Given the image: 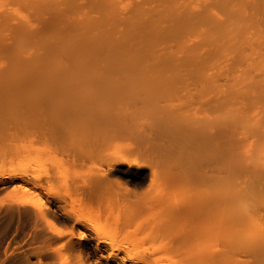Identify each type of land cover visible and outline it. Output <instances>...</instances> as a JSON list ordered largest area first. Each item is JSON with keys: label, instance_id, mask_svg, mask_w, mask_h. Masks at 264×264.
<instances>
[{"label": "bare ground", "instance_id": "6f19581e", "mask_svg": "<svg viewBox=\"0 0 264 264\" xmlns=\"http://www.w3.org/2000/svg\"><path fill=\"white\" fill-rule=\"evenodd\" d=\"M50 1L16 0L40 25L7 27L32 60L0 44L17 53L0 56V264H264V75L234 91L211 73L230 48L242 56L264 0H163L131 40L84 29L115 67L75 54L67 32L47 41L61 21Z\"/></svg>", "mask_w": 264, "mask_h": 264}, {"label": "rangeland", "instance_id": "374dc122", "mask_svg": "<svg viewBox=\"0 0 264 264\" xmlns=\"http://www.w3.org/2000/svg\"><path fill=\"white\" fill-rule=\"evenodd\" d=\"M16 1V0H15ZM15 1L14 0H0V12H1V14H0V35L1 34H3L2 35V38L0 37V44H2V45H4V47L5 48H8V49H10V51H12V50H14L15 49V47H16V49L14 50V51H19L18 50V46H17V44L16 43H18V42H16V41H19L18 40V38L17 37H14V36H10V34L8 33V31H7V27L8 26H12V27H8V28H14V27H17V26H19L18 24H22V23H25V22H29V23H31V27H30V29L28 30L29 32H31L32 33V31H31V29H32V25L34 26V25H40L39 23V21H38V23L37 22H35L34 20H36V18H37V20H38V13H37V11H38V9L36 10L35 9V7H37V6H35L34 4L33 5H29V8L27 7V6H25L26 7V9H22L24 6L23 5H21V4H19L18 2L17 3H15ZM34 1V0H33ZM37 1V0H36ZM44 1H47V0H44ZM198 1H200V0H179L178 1V7H188L192 12H194L193 11V7L195 6V4L198 2ZM207 2H205V3H203L201 6L202 7H200V9H199V11L198 12H202L203 10H205V9H207V10H210V9H212L213 7H216V3H217V0H206ZM51 3H49L48 5L49 6H52V5H56V7L59 9V11L58 12H60V13H58L57 11L56 12H54L53 11V13H56V15H58L57 17L60 19V17H61V21H60V24L59 25H61V28L59 27V25H57L55 28H56V31L54 32L53 31V29L51 30V32L52 33H50V34H48L47 33V35H45L46 36V38H47V41L48 42H50V40L53 42V44H55V45H59L60 43H57V42H59L56 38H59V40L61 39V37L60 36H58V34H60V32H61V34L63 35V34H66L65 32H67V34H69V36H71L69 39L70 40H72V44H71V47H73L72 49H73V52L75 53V54H77V51L78 50H85L86 51V49L89 51V55L92 57V59L94 60V61H96V62H94V63H98V65H102V66H107V67H115L116 65H118L117 64V62L115 61V59H106V57H107V55L105 54V53H103L104 52V50H106L107 51V49L106 48H104V47H102L101 49L99 48V47H97V45H98V43L97 44H95V45H93V44H91V45H89L88 47L87 46H85L84 47V39L85 38H82V39H80V38H78V36L82 33V31H84V29H85V31H86V33H88L89 32V34H90V32H91V35H89V36H91L92 38H96V37H99V35L98 34H100V36L102 35V32H103V34L105 33V37H109V35L111 34H113L114 33V28H113V25L115 24V25H118V28H117V26H116V30H119V31H121V32H119L118 34H117V36H114V38L115 37H119L120 39H125V40H131L132 38V36H130V38L128 37L129 35V30L128 29H130L131 28V26H132V21H134V20H140V16H143V17H145V18H143L142 20H149L148 18H150V21L151 20H156V21H158V19L160 18L159 17V15H161L162 16V13L164 12V10H163V8H161L160 6H163V0H114V5H113V7L112 8H110V10L108 11V12H106V11H104L102 8H101V6L100 5H93V3H92V0H51L50 1ZM68 2H72L74 5H75V7H76V10H74V11H71V10H68L67 8H66V5H67V3ZM141 3H142V5H141ZM45 4H47V3H45ZM16 5V6H15ZM22 8H21V7ZM30 6H33V9H32V7H30ZM59 6V7H58ZM78 6V7H77ZM91 6V7H90ZM95 8H94V7ZM24 7V8H25ZM63 7V8H62ZM93 7V8H92ZM156 7H158V8H156ZM29 10H28V9ZM203 8V9H202ZM144 9V10H143ZM156 9V10H155ZM161 10H163V11H161ZM36 11V13H34ZM157 11H159L158 12V14L159 15H157V16H155L156 15V13H157ZM161 11V12H160ZM70 12V13H69ZM77 12V13H76ZM138 12H140V15H138L137 13ZM197 12V13H198ZM13 13V14H12ZM64 13V14H63ZM161 13V14H160ZM2 14H4V15H2ZM7 14H9V15H7ZM12 14V15H11ZM33 14H34V17H33ZM36 14V15H35ZM3 16V19H2V16ZM30 15V16H29ZM148 16V18H147V16ZM155 17H154V16ZM7 17V19L9 20V18L11 17V21H9V22H11L9 25H6L5 24V26H4V23L5 22H8V20L5 18V17ZM10 16V17H9ZM36 16V17H35ZM9 17V18H8ZM12 17H14V18H12ZM136 17V18H135ZM152 17V18H151ZM4 18L7 20H4ZM156 18V19H155ZM34 19V20H33ZM112 19H115L116 20V22L117 23H113L112 22ZM255 19V18H254ZM3 20H4V22H3ZM147 20H146V22H147ZM63 21V22H62ZM143 21V22H144ZM150 21H148L147 23H143V25H145V26H149V25H151V23H150ZM154 21H152V22H154ZM1 22H3V24L1 23ZM61 22L63 23V24H61ZM87 23H91V24H87ZM264 22H262V24H263ZM8 24V23H7ZM15 25L14 27H13V25ZM156 24V22H154L152 25H155ZM261 24V23H260ZM259 25V30L256 32V33H254V34H250L249 35V37H247L248 38V40H247V42H246V44L245 45H243V46H240L241 48H242V51H243V49H244V51H243V54H242V56L240 57V58H237L238 56H236V58H237V60L235 59V55H237V54H235V53H237L238 51H237V49H236V52H235V49L234 48H237L235 45V47L234 48H230V53H232V51H233V53L231 54V57L232 58H229L230 56H228V54H230L228 51L226 52V53H224V55H226V56H224V55H220V57L218 58V59H215V63H213V64H215V65H213L214 66V69H213V71L211 70V73H216V74H214L215 75V79H217V78H219V77H222L223 79H225L228 75H229V79H226V81L225 82H229L228 84H230V83H232V84H230V85H227L228 87H230L231 88V86L232 85H234L235 84V87H236V85H237V87L236 88H234V86H232V90L234 89V91H236V90H238L237 88L238 87H242L243 86V84H245V88L246 89H244V87L241 89V90H247V88H249L248 87V85H250V87L251 86H258V85H260V84H262L261 86H263V80H262V78H263V76L262 75H264V24L263 25ZM23 25V24H22ZM73 25V26H72ZM93 26V28H90V27H92ZM95 25L97 26V28H95ZM110 25V26H109ZM2 26H4L5 27V31H4V29H3V27ZM71 26V27H70ZM58 27V28H57ZM88 29H87V28ZM3 30H2V29ZM64 28L66 29V31L64 30ZM75 28V29H74ZM76 28H78V30L76 29ZM90 28V29H89ZM113 28V29H112ZM57 29L59 30L58 31V33H57ZM73 29V30H72ZM112 31H111V30ZM1 30H2V33H1ZM55 30V29H54ZM64 30V31H63ZM94 30H96V31H94ZM127 30V31H126ZM7 31V32H6ZM71 31H73V33H71ZM94 31V32H93ZM99 31V32H98ZM107 31H111V32H106ZM126 31V32H125ZM4 32L6 33V35L4 34ZM64 32V33H63ZM125 32V33H124ZM127 32H129L128 34H127ZM31 33L29 34L28 32L26 33L27 34V36L29 35H31ZM83 33H85V32H83ZM108 33H110V34H108ZM124 33V35H122V38L120 37L121 36V34H123ZM52 34H54L53 36H52ZM60 34V35H61ZM73 34V35H72ZM108 34V35H107ZM8 35V36H7ZM61 35V36H62ZM93 35V36H92ZM107 35V36H106ZM55 36V37H54ZM65 36V35H64ZM73 36V37H72ZM95 36V37H94ZM6 37V39L8 40V41H5L3 38H5ZM53 37H54V39H53ZM63 37V36H62ZM90 37V38H91ZM13 38V39H12ZM87 38V37H86ZM89 38V37H88ZM129 38V39H128ZM3 39V40H2ZM12 41H11V40ZM68 39V40H69ZM78 39H80V40H78ZM54 40V41H53ZM70 40L69 41H67V42H70ZM134 40V39H133ZM3 41H5V42H3ZM13 41H14V43L16 44H13L14 45V47L12 46V43H13ZM55 42V43H54ZM78 43V44H77ZM8 44H9V46H8ZM157 46V44L155 45V47ZM163 46H165L164 44H162V43H160L159 44V48H155V50L156 49H158V50H160V47L162 48ZM2 47V49H3V46H0V48ZM13 49H12V48ZM82 48V49H81ZM2 49H0V52L2 51ZM25 49V50H24ZM31 49V50H30ZM24 50V51H23ZM23 50L21 49L20 51H19V53L17 54V53H14V54H17V57H15L14 56V54H12L14 51H12V55L14 56L13 58L11 57L12 55H10V59L12 58V60L14 59V58H17V59H21L20 57L22 56V59H26V60H32L33 59V57H34V55H36V49H35V47H33V45H29V46H27V48H23ZM116 50V49H115ZM114 50V52L115 53H117V51H115ZM226 50V49H225ZM228 50V49H227ZM16 51V52H17ZM21 52V53H20ZM224 52V51H223ZM246 52V53H245ZM2 54L0 55V56H3L4 55V53H3V51L1 52ZM91 53V54H90ZM103 53V54H102ZM21 56H20V55ZM245 54V55H244ZM102 55H106V56H102ZM244 55V56H243ZM73 56V55H72ZM101 56V57H100ZM228 56V57H227ZM4 57H5V55H4ZM105 58V60H104V58ZM3 57H0V66L2 65V63L3 62H5V61H7V60H10L9 58H8V56H6L5 58L7 59H5V58H3ZM73 58H75V57H73ZM228 58V59H227ZM2 59V60H1ZM5 59V60H4ZM232 59V60H231ZM239 59H241V60H239ZM73 60V59H72ZM231 60V61H230ZM234 60H236L235 62H237L238 60V63L236 64V65H233V63H234ZM225 61H226V63H225ZM229 61V62H228ZM113 62V63H112ZM220 64H223V65H220ZM239 65H241V66H239ZM215 66H216V68H215ZM219 66V67H218ZM233 66V67H232ZM246 67V68H245ZM238 68H240L241 70H244V72H242L243 73V76L242 77H240V78H238L239 77V75L238 76H236L237 74H239V72L237 71L238 70ZM227 69H229V70H227ZM230 69H232V71L230 70ZM235 69V70H234ZM247 70V71H246ZM215 71V72H214ZM218 71V72H217ZM220 71V72H219ZM228 71H230V72H228ZM236 71V72H235ZM226 73V72H228V73H226L227 75H225L224 73ZM234 73V75H233V77H231V75ZM245 72H246V74H245ZM222 73H223V75H222ZM249 74V75H248ZM251 74V75H250ZM221 75V76H220ZM248 76H249V78H248ZM251 76V77H250ZM225 77V78H224ZM244 77H245V80H243L244 79ZM256 77V78H255ZM231 78V79H230ZM248 78V79H247ZM253 78H255V80H253ZM229 80V81H228ZM241 80V81H240ZM243 80V81H242ZM251 80H253V81H251ZM248 81L250 82V83H248ZM258 82L257 84L255 83V82ZM222 83V84H227V83ZM235 82V83H234ZM261 82V83H260ZM241 83V84H240ZM247 83H248V85H247ZM253 83V84H252ZM239 84V85H238ZM252 84V85H251ZM247 85V86H246ZM229 88V90L231 91V89ZM236 89V90H235ZM240 90V91H241ZM234 91H232V92H234ZM52 160H51V163H49L48 162V166H47V168H54L53 167V165H54V160H53V158H51ZM56 168V167H55ZM139 183V182H138ZM144 184H141V183H139L138 184V186H143Z\"/></svg>", "mask_w": 264, "mask_h": 264}]
</instances>
